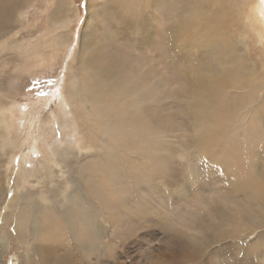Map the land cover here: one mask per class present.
<instances>
[{
  "label": "rangeland",
  "instance_id": "1",
  "mask_svg": "<svg viewBox=\"0 0 264 264\" xmlns=\"http://www.w3.org/2000/svg\"><path fill=\"white\" fill-rule=\"evenodd\" d=\"M65 1L76 16L62 0H10L0 25V105L17 109L13 159L23 167L7 181L10 145L0 148V264H55L62 244L76 252L67 264H264V205L239 183L264 182V46L243 17L252 0ZM254 1L264 28V0ZM240 57L247 73L224 88ZM79 69L104 80L71 103ZM56 151L69 178L90 183L98 211L86 261L67 231L56 241L16 228V193L34 191L47 214L41 196L62 201L46 191L61 179L56 165L53 182L38 178Z\"/></svg>",
  "mask_w": 264,
  "mask_h": 264
},
{
  "label": "bare ground",
  "instance_id": "2",
  "mask_svg": "<svg viewBox=\"0 0 264 264\" xmlns=\"http://www.w3.org/2000/svg\"><path fill=\"white\" fill-rule=\"evenodd\" d=\"M12 2H10V0H7V2L0 0V25H1V27L7 22V20L10 17V12H11V8H12ZM261 2H258V1L256 2L254 0L250 1L249 4H248V10L243 13V15H244L243 17H244L245 23L254 32L255 36L259 38L258 40L260 42V45L264 46V28L260 24V17H259V16H261L260 10L263 8L262 7L260 9V7H261L260 3ZM59 9L61 10V12L63 11L64 13H66V11H69V12L73 11L75 16L77 15V12H76L73 4H70L69 2L67 3V1H65V0H62V2L59 4ZM258 12H260L259 13L260 15L258 14ZM64 13L62 14L63 17L67 16ZM263 18H264V16H263ZM227 19H229V16H226L225 20H227ZM69 21L70 20L64 21V23L67 24ZM229 21L231 22V19ZM6 31H7V29H6ZM64 36L65 35H64L63 32L60 33V34L58 33L55 36H53L52 39L50 40V41H53L56 49H59V46H60L61 42H63L62 39H63ZM243 63L245 65H243ZM247 66H248L247 60L246 59H242V57H240L239 59H237L236 67H234V69H232V72L229 69L224 70L223 75H225V78H223V83H224L223 87L225 88V86H227V85H231L233 87L236 86L238 84L237 80L232 79V83H231L229 81V79L226 78V77H228V75L232 74V73H233L234 76H237L239 78L242 77L248 71V67ZM85 70L86 69H84L82 71V69H79V71L83 72L82 78L80 77L81 79L79 81L76 80L78 82H76L75 80L72 81L71 85L77 83L76 84L77 87H76V91L75 92L71 91V93H69L70 98L68 100L71 103H72L71 100L74 99L75 95L78 96L80 99H82L86 95L92 94V88L91 87L94 88V86L96 84L97 85H101L103 80H104V77L101 76V75H96V74H91V73H89L90 75L89 74L87 75V73L84 72ZM75 75H77V74H75ZM73 94H75V95H73ZM81 96H83V97H81ZM102 96H104L103 92L99 91V93H97V91L95 89V97H97V99H100V98H102ZM210 96H211L210 94H207L208 100H212ZM76 99H78V98L76 97ZM79 103H80L79 105H81V102H79ZM78 109H79V107H78ZM224 111H225V107L222 108L220 113H223ZM16 116H18L17 115V109H12V107H10V105H0V132L2 134L1 136H2V140H3L0 148H3V146H7L8 144L10 145V147L6 151L3 149L2 153H1V154H4V156H6L7 159H8L7 161H5V169H4V171H5L4 173H5V176L7 177V181H9V176H10V174L12 172H15L17 169H20V168H22V170H23L22 166H19V167H18V165L15 166L14 159H13V155L15 154L14 151H13V147H14L13 143L15 142V140L12 138L13 137L12 136V130L14 131V128H15V125H16V121H17L16 120ZM5 140H7L6 144H4ZM55 140H57V139H55ZM73 141L75 142V140H73ZM75 144H77V142H75ZM54 147H55V149L57 148L56 146H54ZM59 147H60V145H59ZM57 151H58V149H57ZM57 151L53 154V157H52V160H51V164L52 165L48 168L47 171L44 170V173L40 174V177H38V178L41 181L42 185H46L49 182H53L55 180L54 177L57 174H55V171H53L52 168H53L54 165H56L57 168L59 169V171L61 172L60 173L61 179L60 180L56 179V181H58V182L51 183V186L47 187L46 191H51L52 188L53 189L58 188V189H56V191L53 192V195L56 197L57 193L60 194L62 201L58 202V203H55L53 199H45L43 196H41L43 202L44 201L45 202L48 201L49 203H51L50 208H51L52 212L47 214L46 210L48 209V205L44 206L43 210H42V208H39L38 205H40V204L37 205V203H35L36 202L35 201V196L36 195L34 194L35 193L34 191L30 192L28 194H22V195L19 194V193H18L19 194L18 195L16 193L15 194L16 196L12 194L13 197L15 196L13 198V200H15V203H17V202L20 203V200H21V203L17 207L13 208V209H20V207H21L20 212L17 214L16 228H17V230L20 228V230H22L24 232V235H28V236L29 235H32V236L33 235H43L44 238L51 237V238H53L56 241L58 240V238H59V240L60 239L62 240L63 238H66V237L62 238L60 236L65 235V233L67 231V233L72 238L73 245H75L77 249H80L78 251V254L75 255V257L77 256L76 258L79 261H81V260L82 261L83 260L86 261L85 259H88L90 253L94 254L96 252V250H94V248H93V245L96 244L95 242H96L97 238L100 236V235H96V232H95L96 227H97L96 226V224H97L96 216L98 214V211L96 210V208H94L93 203H92V201L90 199V195L86 192V190L90 189V183L88 181H84L82 176L79 175V174H77V176H76L77 179L74 176H72V175L69 178L68 175L61 168L62 167V163L60 162V159L62 158L63 154L62 153L58 154V157H57V155H56ZM11 158H12V160H11ZM233 168H234V166H233ZM242 170H244V168ZM248 174H249V172H248ZM31 177H32V175H31ZM243 177H245V176H243ZM246 179L244 180V178L242 179V178L239 177V181H240L239 183H246L247 185L255 188L256 191H257L256 194L254 195L255 201L258 204L264 205V182L262 181V179L259 180L258 177L256 178V176L247 177ZM74 181H78V184H75ZM15 183H16V181H15ZM62 184H64L65 186H61L60 187V185H62ZM18 187H19V183L16 184L15 189L18 188ZM5 189H6V187H5ZM73 189L75 191H73ZM8 191H10V190H8ZM3 192H4V188L2 189L1 185H0V200H2L5 197L4 195L7 193V192L6 193L4 192L5 194L3 195ZM17 192H18V190H17ZM9 197L11 198V196H9ZM10 204H8V205H10ZM1 205H2V203H1ZM10 207L12 208V206H10ZM42 207H43V205H42ZM13 209H12V211H13ZM9 217H12V214ZM4 220H5V218H4ZM30 220L31 221L33 220V222H31V223H33V224H31V226H33V228H31V229H34V227H35V233H33V234H31L32 231H30V229H28ZM239 222H241V221H239ZM239 224H241V223H239ZM239 230H240V228H239ZM15 232L18 233V231H15ZM228 234H229V232L227 231L226 238H229V237L232 238L233 236L237 235V234H235V235H232V234L228 235ZM21 238H24V237H20L19 239H21ZM235 238H237V237H235ZM15 240H16V238H15ZM21 240H19V241H21ZM46 242H47V240H46ZM28 243L30 244V242H28ZM61 243H62V241H61ZM46 244L47 243H45V245ZM28 245H26L27 248H28ZM50 245H48L49 249H50ZM63 245L64 244L60 245V247H64L63 248L64 251H62L63 254L52 256L54 258V260H55V264H67V261H69V259L71 260V257L74 256V254L76 253L73 250L74 248L72 249V248H70V247H68L66 245H64V246ZM57 246L59 247V245H57ZM46 248H47V246H46ZM37 249H39V248H37ZM49 249H47V250H49ZM51 249L53 250L54 248H51ZM70 249L73 251V253L70 251ZM28 250H29V248H28ZM30 250H32V249H30ZM37 252H38V250H37ZM39 252H40V250H39ZM41 252H42V255H43L44 252H46V250L42 249ZM245 254H244V256H245ZM44 255H43V258H45ZM29 259H31V258H28V260ZM42 259L39 260V263H41ZM26 260H27V258H26ZM75 264H76V262H75Z\"/></svg>",
  "mask_w": 264,
  "mask_h": 264
}]
</instances>
